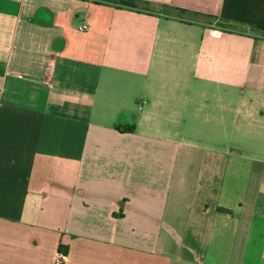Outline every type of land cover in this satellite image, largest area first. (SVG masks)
<instances>
[{"label": "crops", "instance_id": "1", "mask_svg": "<svg viewBox=\"0 0 264 264\" xmlns=\"http://www.w3.org/2000/svg\"><path fill=\"white\" fill-rule=\"evenodd\" d=\"M136 1L0 0V264H264V0Z\"/></svg>", "mask_w": 264, "mask_h": 264}, {"label": "trees", "instance_id": "2", "mask_svg": "<svg viewBox=\"0 0 264 264\" xmlns=\"http://www.w3.org/2000/svg\"><path fill=\"white\" fill-rule=\"evenodd\" d=\"M102 1L116 5V6L121 5V6H125V7H131V8L137 7V1L136 0H102ZM253 30H260L262 33H264V27H253Z\"/></svg>", "mask_w": 264, "mask_h": 264}, {"label": "built area", "instance_id": "3", "mask_svg": "<svg viewBox=\"0 0 264 264\" xmlns=\"http://www.w3.org/2000/svg\"><path fill=\"white\" fill-rule=\"evenodd\" d=\"M79 30L86 32L90 30L89 24H84L79 26ZM68 261V254L63 250H60L58 254H56L55 263L56 264H65Z\"/></svg>", "mask_w": 264, "mask_h": 264}]
</instances>
